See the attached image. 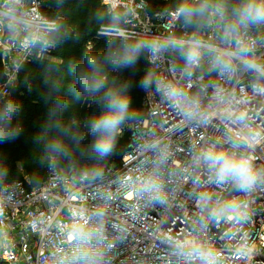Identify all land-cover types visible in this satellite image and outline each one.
<instances>
[{"label": "built area", "instance_id": "1", "mask_svg": "<svg viewBox=\"0 0 264 264\" xmlns=\"http://www.w3.org/2000/svg\"><path fill=\"white\" fill-rule=\"evenodd\" d=\"M49 1L0 0V97L18 86L27 63L55 60ZM101 1L122 20L97 37L167 42L156 53L144 47L155 79L145 115L120 126V135L130 133L128 147L102 177L52 165L37 186L21 180L0 189V264H264V75L240 59L230 69L214 62L218 50L235 51L243 40L264 65V23L226 38L233 17L212 12L197 37L206 44L201 60L190 66L184 52L195 36L180 10L208 0L155 10L152 0ZM168 86L183 93L179 104ZM209 149L251 158L255 184L218 181L202 158ZM148 179L158 193L144 191Z\"/></svg>", "mask_w": 264, "mask_h": 264}, {"label": "trees", "instance_id": "2", "mask_svg": "<svg viewBox=\"0 0 264 264\" xmlns=\"http://www.w3.org/2000/svg\"><path fill=\"white\" fill-rule=\"evenodd\" d=\"M219 2L208 0L205 4L186 5L193 8V15L190 18L182 15L181 23L195 37H201L211 18L212 6ZM223 3L227 17L232 18L234 9L243 0H223ZM179 4L180 0H152V9H171ZM204 5L207 6L200 10ZM44 11L57 21L53 39L60 59L27 63L18 86L0 97V189L21 180L28 187L37 186L46 180L52 165L76 176L89 172L93 178L105 175L112 164L119 166L130 133H118L112 152L100 158L93 152L97 137L91 133V123L107 110L109 93L115 91L130 101L122 124L143 117L146 92L155 85L144 47L130 67H119L110 58L111 53L136 41H96L99 26L118 24L115 14L108 13L102 1L50 0ZM90 59L96 61L107 77L99 91L85 86L91 85L95 72ZM30 64H35V69H30ZM4 77L0 52V85ZM145 79L150 80L147 88L141 86ZM84 97L90 100L81 106ZM6 151L8 157H4ZM19 161L24 163V171L16 168Z\"/></svg>", "mask_w": 264, "mask_h": 264}, {"label": "clouds", "instance_id": "3", "mask_svg": "<svg viewBox=\"0 0 264 264\" xmlns=\"http://www.w3.org/2000/svg\"><path fill=\"white\" fill-rule=\"evenodd\" d=\"M206 6H202L200 10H203V7ZM180 11L182 15L190 18L194 10L191 7L184 6ZM224 11L223 0H220L219 3L212 6L213 14L221 18L224 17ZM262 23H264V0H243V3L234 9V17L225 28V37L231 36L232 33L237 32L240 28H247L249 24ZM186 43L187 50L184 52L186 63L190 66H196L201 60L206 44L202 38L197 37H194ZM166 46L167 42L138 41L135 44H126L122 50L111 53L110 58L119 67H130L135 62L141 48L148 47L153 53H156ZM172 46L183 48L184 43H173ZM252 51L253 43L251 41L245 42L238 40L235 51L218 50L214 62L215 65L223 69H230L232 62L240 59L245 63L246 67L264 75V65L256 64L254 59L248 55ZM89 64L95 69V72L91 85L86 84L85 86L90 87L92 91H99L104 86L107 77L100 71L95 60L90 59ZM149 84L150 80L145 79L141 86L147 88ZM166 95L176 101L177 104L183 98L181 90L174 86H168ZM129 104L130 101L127 96L122 95L119 91L111 92L108 96L107 110L92 121L91 133L97 137L93 145V152L98 157L104 158L112 152L115 138L128 113ZM202 158L208 163L209 168L214 170V175L220 182L230 179L241 189H247L251 188L257 180L258 174L254 170L251 158L249 157L241 155L237 158L234 153L229 154L224 150L217 151L215 149H209L202 154ZM143 189L149 193H158L160 185L152 179H148L145 181ZM194 252L199 255L200 250L197 248L194 249Z\"/></svg>", "mask_w": 264, "mask_h": 264}, {"label": "rangeland", "instance_id": "4", "mask_svg": "<svg viewBox=\"0 0 264 264\" xmlns=\"http://www.w3.org/2000/svg\"><path fill=\"white\" fill-rule=\"evenodd\" d=\"M101 1V0H100ZM224 8H226L225 6H224ZM107 11H108V13L110 12L108 9H107ZM212 13V12H211ZM112 14H115V18H116V21H118V23L122 20L121 19V15L120 14H117V13H112ZM111 26H114V25H110V24H102L101 26H99V30H101L103 27H111ZM207 29V28H206ZM206 29H205V31H206ZM205 31H204V33H205ZM204 33H203V35H204ZM203 35H201V36H203ZM95 39H97L96 41H103V40H105V38H99V37H96ZM94 44V42H92L91 44H90V46H92ZM57 47V44H55L54 45V50H53V56L55 57V60H53V61H58L60 58H59V56L56 54L57 52H58V47ZM100 54H98V56H99ZM36 62V61H35ZM49 62H52V61H50L49 60ZM34 65L35 64H30V69H35V67H34ZM93 96V95H92ZM89 100H90V98L89 99H87L86 97H84L83 98V100H82V104H81V106H84V105H87L88 103H89ZM8 155H10L9 153H8V151H6V153H5V155H4V157H8ZM16 168L17 169H20V170H22V171H24V163H22V162H17L16 164ZM111 166H116V165H114V164H112ZM24 177H25V179L26 180H30V178L28 177V175L24 172Z\"/></svg>", "mask_w": 264, "mask_h": 264}]
</instances>
